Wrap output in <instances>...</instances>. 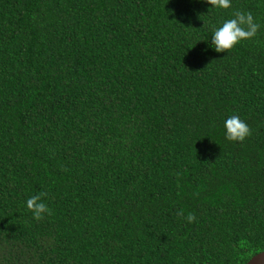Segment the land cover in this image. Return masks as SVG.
Returning a JSON list of instances; mask_svg holds the SVG:
<instances>
[{"label":"trees","instance_id":"obj_1","mask_svg":"<svg viewBox=\"0 0 264 264\" xmlns=\"http://www.w3.org/2000/svg\"><path fill=\"white\" fill-rule=\"evenodd\" d=\"M236 10L260 28L216 52ZM234 114L243 142L225 138ZM263 249L264 0H0V264H245Z\"/></svg>","mask_w":264,"mask_h":264},{"label":"clouds","instance_id":"obj_2","mask_svg":"<svg viewBox=\"0 0 264 264\" xmlns=\"http://www.w3.org/2000/svg\"><path fill=\"white\" fill-rule=\"evenodd\" d=\"M206 2L218 9L231 7V0H206ZM169 11L174 13L175 9H170ZM259 28L260 25L255 22L251 12L236 10L232 13V18L224 20L219 27L213 28L211 44L216 52H227L240 41L253 38ZM224 127L226 129L225 138L229 141L243 142L252 134V129L249 125L236 114L229 116L225 120ZM46 196L47 193H41L26 200L27 209L32 212L33 218L37 221L43 219L45 214H50L48 205L42 199V197ZM177 215L183 217V209ZM185 219L189 223L194 222V213H188Z\"/></svg>","mask_w":264,"mask_h":264},{"label":"water","instance_id":"obj_3","mask_svg":"<svg viewBox=\"0 0 264 264\" xmlns=\"http://www.w3.org/2000/svg\"><path fill=\"white\" fill-rule=\"evenodd\" d=\"M245 264H264V249L253 254Z\"/></svg>","mask_w":264,"mask_h":264}]
</instances>
